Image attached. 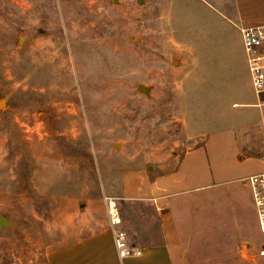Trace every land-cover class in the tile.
Returning a JSON list of instances; mask_svg holds the SVG:
<instances>
[{"label":"rangeland","instance_id":"1","mask_svg":"<svg viewBox=\"0 0 264 264\" xmlns=\"http://www.w3.org/2000/svg\"><path fill=\"white\" fill-rule=\"evenodd\" d=\"M233 10V0H0V217L11 223L0 258L84 217L103 225L111 202L128 222L154 223L151 208L124 200L125 182L139 187L223 129L236 84L254 94ZM142 230L160 243L159 229ZM178 232L177 264H264L259 229L252 250L229 231Z\"/></svg>","mask_w":264,"mask_h":264},{"label":"crops","instance_id":"2","mask_svg":"<svg viewBox=\"0 0 264 264\" xmlns=\"http://www.w3.org/2000/svg\"><path fill=\"white\" fill-rule=\"evenodd\" d=\"M233 4L228 14L239 32L241 25L264 27V0ZM236 90L223 129L202 134L191 150L156 168L154 178L142 180L139 187L125 182L124 200L153 210L154 223L137 225L119 216L118 228L140 256L121 259L110 219L100 226L84 217L82 229H58L56 240L13 242L11 257L0 258V264H177L179 229L229 231L247 242L245 248L250 246L253 229L259 226L246 179L264 173V107L257 105L264 93L248 94L239 83ZM153 226L159 229V244L149 243L151 238L142 230Z\"/></svg>","mask_w":264,"mask_h":264},{"label":"built area","instance_id":"3","mask_svg":"<svg viewBox=\"0 0 264 264\" xmlns=\"http://www.w3.org/2000/svg\"><path fill=\"white\" fill-rule=\"evenodd\" d=\"M240 34L247 56V65L251 76L252 87L257 94L264 93V27H250L241 25ZM258 106L264 107V100ZM252 190L253 201L256 209L258 226L264 234V173L246 179ZM110 223L113 239L121 259L141 255L140 250L131 247L127 233L118 228L121 223L115 204L110 203ZM247 250H252L250 246ZM256 257H264V247L254 252Z\"/></svg>","mask_w":264,"mask_h":264},{"label":"water","instance_id":"4","mask_svg":"<svg viewBox=\"0 0 264 264\" xmlns=\"http://www.w3.org/2000/svg\"><path fill=\"white\" fill-rule=\"evenodd\" d=\"M143 3V2H142ZM140 88V90L143 92V93H145V94H149V92H150V88L149 87H145V86H140L139 87ZM3 104H4V102H1L0 103V106L2 107L3 106ZM11 225V223L9 222V220L7 219V218H5V217H0V229H2V228H4V227H7V226H10Z\"/></svg>","mask_w":264,"mask_h":264}]
</instances>
